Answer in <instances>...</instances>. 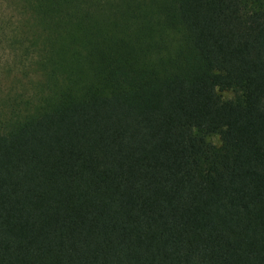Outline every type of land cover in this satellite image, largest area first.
Masks as SVG:
<instances>
[{
    "label": "trees",
    "instance_id": "trees-1",
    "mask_svg": "<svg viewBox=\"0 0 264 264\" xmlns=\"http://www.w3.org/2000/svg\"><path fill=\"white\" fill-rule=\"evenodd\" d=\"M6 3L0 264H264V0Z\"/></svg>",
    "mask_w": 264,
    "mask_h": 264
},
{
    "label": "rangeland",
    "instance_id": "rangeland-1",
    "mask_svg": "<svg viewBox=\"0 0 264 264\" xmlns=\"http://www.w3.org/2000/svg\"><path fill=\"white\" fill-rule=\"evenodd\" d=\"M12 21H15V14L7 8L6 0H0V133L6 132L16 122L17 103L32 93L21 71H17L20 67L16 64L15 52L7 39L13 30L10 27ZM217 95L223 101H242L239 90H217ZM207 139L216 149L221 147L218 136H208Z\"/></svg>",
    "mask_w": 264,
    "mask_h": 264
}]
</instances>
